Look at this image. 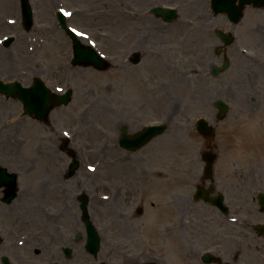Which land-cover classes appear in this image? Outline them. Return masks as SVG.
Segmentation results:
<instances>
[{"label":"flooded vegetation","instance_id":"flooded-vegetation-1","mask_svg":"<svg viewBox=\"0 0 264 264\" xmlns=\"http://www.w3.org/2000/svg\"><path fill=\"white\" fill-rule=\"evenodd\" d=\"M246 11L249 15L245 17L244 34L250 42H245L237 59L228 55L230 47L217 55L221 43L215 31V42L206 43L202 32L199 34L194 73L200 90L205 84L209 92L205 97L200 92L196 104L199 116L210 120L212 135L204 139L193 128L204 144H195L201 148L189 153L190 160L180 178L169 173L155 174L154 139L140 148L127 150L123 146L154 123L147 118L153 114L148 108L135 112L133 104L119 103L115 117L101 115L93 125L91 118H84L75 125L80 130L83 127L82 132L77 137L74 134L72 141L63 144L61 140L58 149L67 159L63 161L62 174L56 177L62 186L54 188L53 181L47 180L46 192L42 184L31 189L36 195L34 203L37 202L33 204L34 222L40 224L37 208L41 209L42 193L49 195L59 190L53 213L71 216L66 225L74 232L71 242L0 243V264H264V0L257 7L247 6ZM239 23L227 21L225 28L235 30ZM226 57L227 70L234 68L236 74L228 79L229 86H234L239 94L233 87L230 95L219 98L215 95L218 76L212 70ZM241 89L246 90L244 95H240ZM217 100L228 105L222 120L215 106ZM90 127L95 128L96 134ZM219 133L232 136L235 141H241L237 140L240 136L246 142L222 144ZM76 141L88 149L77 146ZM207 153L212 158L208 178ZM90 167L94 170L90 171ZM26 182L30 188L32 181ZM19 187L20 183L11 204L4 202L6 195L0 189V226L4 229L12 223L9 220L6 225L12 209L17 213L14 225L19 229L26 226L20 211L24 204ZM158 190L164 193L161 229L151 218L160 206H155L154 200ZM84 209L99 235L96 252L92 243H87ZM155 227L161 231V243H155L153 238Z\"/></svg>","mask_w":264,"mask_h":264},{"label":"rangeland","instance_id":"rangeland-1","mask_svg":"<svg viewBox=\"0 0 264 264\" xmlns=\"http://www.w3.org/2000/svg\"><path fill=\"white\" fill-rule=\"evenodd\" d=\"M30 4L34 25L26 32L21 26L18 0H0V40L8 36L14 38L7 47L0 45V78L28 85L37 77L52 92L58 93L55 88L60 87L71 90L72 95L69 105L50 112L47 123L24 117L19 102L0 97V164L18 174L19 196L24 204L20 211L26 224L21 229L14 225L17 213L12 209L6 225L9 220L12 223L7 229L0 226V239L1 243H49L52 240L53 243H70L74 232L66 225L71 222V216L53 213V202H59L56 198L59 190L52 189L49 195L42 193L41 209L37 208L41 224L34 222L33 204L37 202L34 203L36 195L31 192L35 184L38 187L42 184L46 192L47 180L53 181L54 188L62 186L56 178L62 174L61 168L67 161L58 150L62 132L68 131L77 137L83 127L82 130L75 128L76 124L87 117L93 121L92 125L104 114L115 117L119 103L133 104V110L141 113V107H146L153 113L147 118L166 125L165 133L152 142L155 174L169 173L180 178L186 161L190 160L189 153L198 151L199 144H204V139L193 129L199 117L196 100L200 92L202 97L209 92L205 84L200 90L194 73L196 50L200 48L199 34L202 32L206 43L215 42L212 32L227 29V20L224 15L211 14L210 0H30ZM157 6L174 7L176 20L166 24L150 14ZM57 10L66 13L68 26L80 35L82 43L93 46L110 62L107 70L71 65L70 40L58 25ZM248 15L246 11L235 30L228 31L235 41L228 55L235 59L247 41L244 24ZM134 50L141 55L137 65L129 62ZM208 55L212 52L208 51ZM235 75L234 68L219 75L215 79V95L219 98L230 95L234 86L230 88L228 79ZM239 91L244 95L246 90ZM235 94H239L236 88ZM90 128L95 132L94 127ZM218 139L222 144L246 142L240 136L237 140L241 141H235L225 133H219ZM78 144L88 149L76 141ZM71 146L75 147L73 142ZM26 181H32L30 188ZM163 194L157 191L155 206H160L151 215L160 229L164 224ZM152 234L155 243H161V231L155 227Z\"/></svg>","mask_w":264,"mask_h":264},{"label":"water","instance_id":"water-1","mask_svg":"<svg viewBox=\"0 0 264 264\" xmlns=\"http://www.w3.org/2000/svg\"><path fill=\"white\" fill-rule=\"evenodd\" d=\"M260 1L262 0H212L211 9L216 14L224 13L228 16L229 19L237 22L242 17V10L245 5H247L250 2H253L255 4ZM20 5L22 9V23L24 28L28 31L32 26V10L30 8L28 0H20ZM151 12L157 16H163L166 22H171L176 17V11L173 9L157 7L154 8ZM57 19L59 21L60 26L64 29L66 34L73 41V45H74L73 64L84 67L92 66L96 70H106L108 68V62L102 59L94 49L82 45L78 39L74 38V36L71 34L70 30L66 26V21L64 16H62L60 13H57ZM218 36L227 44L232 41L230 37L223 35L220 32L218 33ZM225 67L226 64H224L220 70H224ZM214 72L217 73L218 70L215 69ZM0 93L17 96V98L23 104V110L25 114L34 116L35 118L42 120L46 119L48 113L54 107L60 105H67L70 100V94H71L70 91H68L62 97L54 96L39 80H36L32 87L26 89L21 88L18 84L9 86V85H4L0 82ZM217 106L222 107L224 105L221 102H218ZM224 111L225 110H222L221 117L224 116ZM197 126L201 129H205V131H203L204 136L210 135V128L207 127V124L204 120L199 121ZM162 131H163L162 126H155L154 128H150L148 131H144V137L149 136L150 139L156 135H159L160 133H162ZM207 161L209 163L206 167V171L209 174L211 170L212 158L207 157ZM2 174L3 172L0 173V186L3 183L8 186L11 193L8 197L9 199L8 201H10L14 197L12 193L14 192L15 189L16 177L14 174H11L9 175V177L2 180L1 177ZM85 221L88 225V231L90 234L89 236L91 241L89 240V242L95 243L97 245V243L99 242L98 236L94 228L90 224L88 218H86Z\"/></svg>","mask_w":264,"mask_h":264}]
</instances>
